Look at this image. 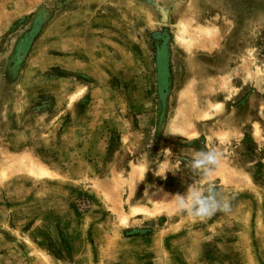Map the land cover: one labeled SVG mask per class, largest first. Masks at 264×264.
<instances>
[{
    "label": "rangeland",
    "instance_id": "rangeland-1",
    "mask_svg": "<svg viewBox=\"0 0 264 264\" xmlns=\"http://www.w3.org/2000/svg\"><path fill=\"white\" fill-rule=\"evenodd\" d=\"M0 264H264V0H0Z\"/></svg>",
    "mask_w": 264,
    "mask_h": 264
},
{
    "label": "clouds",
    "instance_id": "clouds-1",
    "mask_svg": "<svg viewBox=\"0 0 264 264\" xmlns=\"http://www.w3.org/2000/svg\"><path fill=\"white\" fill-rule=\"evenodd\" d=\"M169 153L171 150H168ZM222 153L215 148L196 151L190 157H185L183 163L187 165L195 176L207 177L219 166ZM144 172L141 181L144 180ZM171 172L170 167L166 168L160 175L166 178V173ZM171 197V210L176 215H186L193 220L203 221L211 218L218 212L229 214L232 210L231 200L219 192L212 182L204 185L199 183H189L183 193L169 194Z\"/></svg>",
    "mask_w": 264,
    "mask_h": 264
}]
</instances>
